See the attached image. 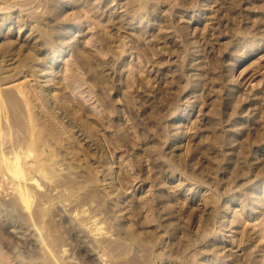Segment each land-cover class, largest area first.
Instances as JSON below:
<instances>
[{"label":"rangeland","instance_id":"374dc122","mask_svg":"<svg viewBox=\"0 0 264 264\" xmlns=\"http://www.w3.org/2000/svg\"><path fill=\"white\" fill-rule=\"evenodd\" d=\"M0 264H264V0H0Z\"/></svg>","mask_w":264,"mask_h":264}]
</instances>
